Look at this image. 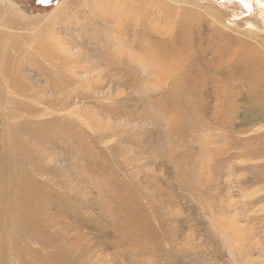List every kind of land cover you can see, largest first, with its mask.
<instances>
[{
    "label": "rangeland",
    "instance_id": "obj_1",
    "mask_svg": "<svg viewBox=\"0 0 264 264\" xmlns=\"http://www.w3.org/2000/svg\"><path fill=\"white\" fill-rule=\"evenodd\" d=\"M263 8L0 0V264H264Z\"/></svg>",
    "mask_w": 264,
    "mask_h": 264
},
{
    "label": "bare ground",
    "instance_id": "obj_2",
    "mask_svg": "<svg viewBox=\"0 0 264 264\" xmlns=\"http://www.w3.org/2000/svg\"><path fill=\"white\" fill-rule=\"evenodd\" d=\"M224 1H227L230 4L239 3L243 8L246 9L247 12H250V10L253 8L254 2L258 5L264 6V3H261V0H224ZM246 33H252V34L257 36V34L251 32V31H248ZM248 38L253 40L252 43H248L249 39L247 42H244L243 40H236L235 41V39H232V38L227 39L226 38L225 43H223L221 46L225 50L226 47L231 48L232 44H236L235 47L237 46L238 51L231 49L234 51L224 52V53L230 54L229 59L231 61H233V60L235 61V69L236 70H239L241 67H243L245 69L251 70L254 73L255 78L253 79V87H251V89L254 90V93L252 95H259L260 96L261 94L259 92H261V93L264 92V38L262 40H257L254 36H248ZM258 75L260 76L259 77L260 79L257 78ZM259 96L257 98H260ZM263 98H264V96H263ZM258 100H260V99H258ZM258 100H254V101H258ZM257 105H258V103H257ZM28 202H30V201L28 200ZM29 207H26V208H29ZM31 208H32V206H31Z\"/></svg>",
    "mask_w": 264,
    "mask_h": 264
}]
</instances>
